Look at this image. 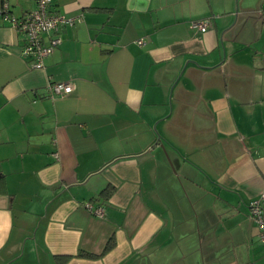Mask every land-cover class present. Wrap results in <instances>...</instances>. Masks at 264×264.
Here are the masks:
<instances>
[{
	"label": "crops",
	"instance_id": "1",
	"mask_svg": "<svg viewBox=\"0 0 264 264\" xmlns=\"http://www.w3.org/2000/svg\"><path fill=\"white\" fill-rule=\"evenodd\" d=\"M263 2L53 0L43 69L0 13V264H264Z\"/></svg>",
	"mask_w": 264,
	"mask_h": 264
},
{
	"label": "built area",
	"instance_id": "2",
	"mask_svg": "<svg viewBox=\"0 0 264 264\" xmlns=\"http://www.w3.org/2000/svg\"><path fill=\"white\" fill-rule=\"evenodd\" d=\"M53 0H36V8L26 13L22 18L15 19L10 16V5L4 2L0 11L6 20H11L13 27L26 37V46L23 54L30 57L33 67L44 68V61L48 58L62 42L60 31L64 26L74 25L77 18H70L66 15L52 10ZM260 14L264 20V2L260 9ZM211 25L210 19L194 21L191 23L192 29L206 33ZM45 35L49 36L48 43H45ZM139 45H144V40L138 41ZM264 59V53H263ZM75 90L73 82H50L47 91L52 99L56 97L64 98L72 94ZM85 208L95 216L103 217L104 210L101 206H95L92 202H86ZM249 215L259 229V238L264 243V191L260 196L251 201L249 205Z\"/></svg>",
	"mask_w": 264,
	"mask_h": 264
},
{
	"label": "trees",
	"instance_id": "3",
	"mask_svg": "<svg viewBox=\"0 0 264 264\" xmlns=\"http://www.w3.org/2000/svg\"><path fill=\"white\" fill-rule=\"evenodd\" d=\"M113 190L112 189H107L105 190L102 195H105L106 197H109L112 194ZM115 240L114 238L110 239L108 242L104 252L100 255H93V254H87V253H80L78 257H84V258H89V259H99L104 257L107 253L112 251L115 248ZM72 259V256H64L60 258L59 264H67L70 260Z\"/></svg>",
	"mask_w": 264,
	"mask_h": 264
}]
</instances>
